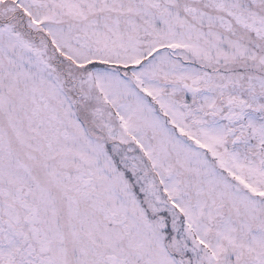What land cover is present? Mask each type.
<instances>
[{
  "label": "snow or ice",
  "instance_id": "obj_1",
  "mask_svg": "<svg viewBox=\"0 0 264 264\" xmlns=\"http://www.w3.org/2000/svg\"><path fill=\"white\" fill-rule=\"evenodd\" d=\"M0 264H264V0H0Z\"/></svg>",
  "mask_w": 264,
  "mask_h": 264
}]
</instances>
